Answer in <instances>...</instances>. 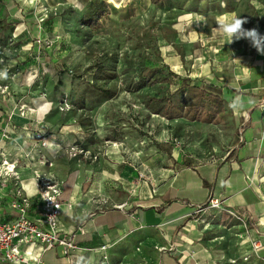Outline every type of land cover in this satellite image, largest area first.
<instances>
[{
	"label": "crops",
	"instance_id": "0c3cea01",
	"mask_svg": "<svg viewBox=\"0 0 264 264\" xmlns=\"http://www.w3.org/2000/svg\"><path fill=\"white\" fill-rule=\"evenodd\" d=\"M1 1L0 6L9 3ZM123 1L109 2L113 6L117 4L119 13L127 8L136 10L134 14L158 10L162 31L157 43L163 65L179 78H188L192 84L223 100L236 122L234 144L223 158L212 157L202 163L188 164L189 161L175 149L158 142V150L150 148L149 156L142 163L147 181L138 180L134 168L123 165H118V170L111 173L112 185H108L109 172L101 164L56 171L62 178L59 177L60 183L53 178L61 187L60 229L82 228L83 233H78L75 241L78 253L84 251L87 264L101 252L97 250L101 245L112 242L116 247L131 249L140 241H143L146 253L155 254L147 264H219L207 239L206 205L210 199H216L223 211L241 215L251 225V241L257 235L264 240V55L246 39L227 44L225 37L216 30V17L233 13L246 17L248 23L243 27H258L264 35V0H161L157 4L151 0H131L126 9ZM6 9L9 14L11 6ZM10 28L15 31L13 43L22 40L31 45L27 39H20L26 29L22 19ZM23 51V58L17 61H26L23 69L28 71L24 75L9 77L19 72L0 66V70L6 69L8 73L7 79H0V87L8 86L16 92L0 94V128L7 123L12 133V140L1 142V146L10 157L20 155V149L30 151L31 167L21 168L19 172L22 187L25 186L26 194L31 197L29 218L39 221V208L34 197L36 188L29 179L31 171L37 169L40 154L50 156L51 161L54 158L56 161L57 155L61 157L60 150L64 146L79 140V126L72 123L61 127L55 124L58 117L50 118L43 125L49 131L51 147L46 150L32 148L33 132L45 122L49 111L41 119L38 116L36 105L40 104L41 95H38V89L30 86L35 70L33 54L27 47ZM12 62L15 66L16 59ZM237 96L244 107L233 110L229 104ZM19 105L34 111L22 117L13 109ZM37 107L44 111V107ZM23 142L27 147L15 146ZM3 199L7 209L10 194L5 193ZM105 204H112L114 209L103 211ZM13 217L6 210L0 214L2 221ZM222 218L228 217L223 215ZM33 253L40 257V264H71L58 248L44 250L36 245ZM257 255L251 264H264V251Z\"/></svg>",
	"mask_w": 264,
	"mask_h": 264
},
{
	"label": "rangeland",
	"instance_id": "374dc122",
	"mask_svg": "<svg viewBox=\"0 0 264 264\" xmlns=\"http://www.w3.org/2000/svg\"><path fill=\"white\" fill-rule=\"evenodd\" d=\"M7 1L6 6H0V66L19 72L9 77L27 73L23 69L26 61H17L23 58V48L27 47L33 54L35 67L30 86L41 95L36 107H44L38 116L41 119L49 111L42 124L58 117L56 125L79 126V140L74 144L81 153L72 156L70 150L75 145L71 144L60 150L62 155L55 156L56 161L45 155L51 162L39 171L41 177L54 178L60 183L62 178L59 179L56 171L101 164L109 172L108 185H112L111 173L118 170V165L134 168L137 179L147 181L142 163L150 148L158 150V142L175 149L188 164L223 158L232 149L237 129L230 109L225 108L226 114L217 124L182 117L167 120L154 113L152 99L170 94L180 85L161 61L157 43L162 31L158 10L134 14L136 10L126 9L131 0H124L126 10L119 13L117 4L113 6L110 0H101L108 5L109 16L102 20L98 30L91 31L83 25L82 17L92 0ZM10 6L7 18L6 8ZM21 19L26 29L20 39H27L31 44L28 46L22 40L13 43L15 31L10 26ZM164 78H169L168 82H163ZM7 91L11 95L16 93L10 87ZM64 104L68 106L62 110ZM206 208L207 239L219 264H251L258 258L249 245L251 225L241 215L231 210L236 218L230 220L222 218V207L211 210L206 205ZM102 209L114 207L105 204ZM142 243L129 249L111 242L105 244L108 253L101 251V245L97 248L101 252L91 264L151 263L155 254L146 253ZM84 255L77 248L64 258L71 264H87Z\"/></svg>",
	"mask_w": 264,
	"mask_h": 264
},
{
	"label": "built area",
	"instance_id": "2783aa9c",
	"mask_svg": "<svg viewBox=\"0 0 264 264\" xmlns=\"http://www.w3.org/2000/svg\"><path fill=\"white\" fill-rule=\"evenodd\" d=\"M0 94L8 95L7 87H0ZM64 104L61 108H67ZM17 114L24 117L25 114L33 113L32 108L25 105L13 108ZM5 124V123H4ZM12 133L8 130L7 123L0 128V214L3 211L12 213L14 217L10 220H0V264H37L33 253L36 245L44 250H53L60 248L64 253H73L77 250L76 236L82 234V228H76L74 231H63L60 229V217L62 214V200L60 184L53 178L41 177L40 172L31 171L34 178L36 193L34 195L37 202L40 217L39 221H33L29 218V212L32 207L31 197L28 196L22 187L20 175L21 168H30V151L20 149V155L10 157L2 148L1 142L11 141ZM32 148L46 150L50 143V134L48 129L41 123L39 128L35 129L32 135ZM75 145V144H74ZM18 148L27 147V143L21 145L15 144ZM22 146V147H21ZM72 156L81 153L75 145L70 150ZM38 167L46 168L50 162L40 156L36 162ZM36 168V167H35ZM5 193L10 194V200L5 209ZM208 209L220 210V203L216 199H210L207 203ZM70 208V206H69ZM224 216L236 218L230 211H223ZM101 251L106 252L107 247L101 246ZM252 253L259 254L264 251V240L262 236L257 235L251 241ZM40 264V257H38Z\"/></svg>",
	"mask_w": 264,
	"mask_h": 264
},
{
	"label": "trees",
	"instance_id": "16d2710c",
	"mask_svg": "<svg viewBox=\"0 0 264 264\" xmlns=\"http://www.w3.org/2000/svg\"><path fill=\"white\" fill-rule=\"evenodd\" d=\"M160 1L151 0L154 4ZM1 2L0 0V5ZM108 16V5L101 0H92L89 2L87 12L82 17V23L89 30L96 31L101 27L102 20ZM165 68L168 70L167 67ZM170 75L177 79L180 85L174 92L152 99L155 114L167 120L182 117L208 124H217L223 118L226 109L223 100L218 95L206 92L198 85L192 84L188 78H179L171 72ZM168 79L162 80L168 82ZM141 82L144 80L141 79Z\"/></svg>",
	"mask_w": 264,
	"mask_h": 264
},
{
	"label": "clouds",
	"instance_id": "9594fccd",
	"mask_svg": "<svg viewBox=\"0 0 264 264\" xmlns=\"http://www.w3.org/2000/svg\"><path fill=\"white\" fill-rule=\"evenodd\" d=\"M224 6V5H222ZM204 21V18H199ZM206 23V22H205ZM248 23L246 17L237 16L235 13L231 15L221 14L216 17L217 31L225 37L227 44H232L241 39H246L250 45L254 47L258 53L264 55V35L259 32L258 27L245 29L243 26ZM7 70H0V79H7ZM229 107L233 110H239L244 107L242 99L237 96L230 104ZM51 147V145H49ZM38 264V257H34Z\"/></svg>",
	"mask_w": 264,
	"mask_h": 264
},
{
	"label": "bare ground",
	"instance_id": "6f19581e",
	"mask_svg": "<svg viewBox=\"0 0 264 264\" xmlns=\"http://www.w3.org/2000/svg\"><path fill=\"white\" fill-rule=\"evenodd\" d=\"M36 111L39 112V110L37 109V107H36ZM40 113H41V112H40ZM49 145H51V142H50ZM39 171H40V169H36L34 173H38ZM29 179H30V182L33 184V183H34V178H33V176H32L31 174H30V176H29ZM32 186H35V185H32ZM23 187H25V186H23ZM24 189H25V188H24Z\"/></svg>",
	"mask_w": 264,
	"mask_h": 264
}]
</instances>
